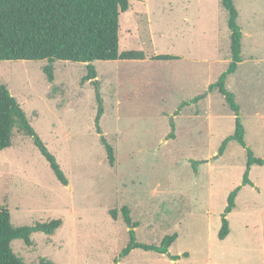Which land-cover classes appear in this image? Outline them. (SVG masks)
I'll return each instance as SVG.
<instances>
[{
	"label": "rangeland",
	"instance_id": "rangeland-1",
	"mask_svg": "<svg viewBox=\"0 0 264 264\" xmlns=\"http://www.w3.org/2000/svg\"><path fill=\"white\" fill-rule=\"evenodd\" d=\"M128 1L118 51L145 59L94 62L98 87L82 83V63L54 62L49 83L46 61H0V84L67 180H57L30 137L13 132L0 151V207L14 227L62 222L52 236L32 234L31 247L13 241L14 254L25 264H264V166H252L251 184H242L246 149L229 141L220 153L235 115L209 91L230 63L226 11L220 0ZM234 5L242 61L225 87L239 106L246 148L264 159V0ZM97 92L113 166L96 132ZM172 123L175 137L167 139ZM238 187L229 234L220 240L221 216ZM131 229L143 245L176 235L168 253L179 259L142 249L120 259Z\"/></svg>",
	"mask_w": 264,
	"mask_h": 264
},
{
	"label": "trees",
	"instance_id": "trees-1",
	"mask_svg": "<svg viewBox=\"0 0 264 264\" xmlns=\"http://www.w3.org/2000/svg\"><path fill=\"white\" fill-rule=\"evenodd\" d=\"M221 7L227 13V28L230 32V63L217 82L209 86V91L217 90L224 98L228 108L235 115L234 134L227 138L220 149L223 152L229 141H236L246 149V168L243 175V185H250L249 172L252 166H264V159L256 158L253 152L246 148L245 129L239 118V106L234 95L226 90L225 82L233 75L242 61L241 57V29L237 24L238 11L234 0H220ZM128 0H0V61H46L43 67L47 81H54L53 63L67 61L86 65L87 74L82 83L90 82L98 87L97 73L92 65L96 61H137L144 60L142 52H119V18L120 14L128 11ZM155 61L178 60L171 55H156ZM206 94V93H205ZM202 94L194 102L204 98ZM98 112L95 118L96 132L100 135V142L104 148L106 159L110 166L114 163V151L102 134L99 125L103 114L100 95L97 92ZM182 104L180 107H182ZM17 131L30 137L40 154L49 164L50 169L61 184L67 185V180L57 164L55 157L48 151L16 99L9 93L7 87L0 84V151L11 146L13 132ZM175 128L171 124V132L167 139H173ZM239 187L228 197L227 206L221 216V229L218 233L220 240L229 234L227 214L235 208V198ZM123 218L133 229L127 213L122 209ZM113 218L116 211L110 212ZM61 220L46 223H36L33 226L14 227L8 210L0 207V264H25L17 257L11 244L21 240L27 247L33 245L31 236L42 233L52 236L60 228ZM129 230V243L120 253V259L126 258L133 249L151 251L164 255L170 260H178L168 253V249L175 241L176 235L165 237L159 246L143 245L137 242L135 231ZM117 261H115V264ZM39 264H53L40 260Z\"/></svg>",
	"mask_w": 264,
	"mask_h": 264
},
{
	"label": "crops",
	"instance_id": "crops-1",
	"mask_svg": "<svg viewBox=\"0 0 264 264\" xmlns=\"http://www.w3.org/2000/svg\"><path fill=\"white\" fill-rule=\"evenodd\" d=\"M130 8V7H129Z\"/></svg>",
	"mask_w": 264,
	"mask_h": 264
}]
</instances>
